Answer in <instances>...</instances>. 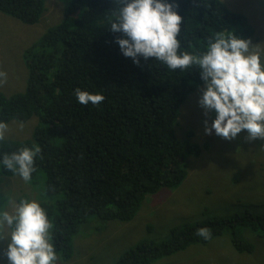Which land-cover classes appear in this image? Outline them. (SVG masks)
Returning a JSON list of instances; mask_svg holds the SVG:
<instances>
[{"label": "trees", "instance_id": "1", "mask_svg": "<svg viewBox=\"0 0 264 264\" xmlns=\"http://www.w3.org/2000/svg\"><path fill=\"white\" fill-rule=\"evenodd\" d=\"M55 1L63 15L29 49L25 91L0 93V122L34 117L39 123L32 141H0V179L21 178L4 167L5 153L41 148L30 184L36 187L42 178L41 206L53 221L52 243L69 261L74 237L90 217L132 222L148 196L186 180L188 159L201 157L203 148L181 141L176 129L181 108L204 81L196 67L173 71L153 58L141 57L138 66L125 57L116 40L126 37L110 31L121 7L118 0ZM48 2L0 0V13L35 26ZM168 2L178 5L183 18L181 52L207 51L217 33L245 40L254 35L248 19L221 0ZM77 88L105 99L99 106L82 105ZM200 228L210 230V240L195 235ZM248 234L264 240V208L187 225L161 243L142 242L118 264H155L225 235L239 254L253 255Z\"/></svg>", "mask_w": 264, "mask_h": 264}, {"label": "rangeland", "instance_id": "2", "mask_svg": "<svg viewBox=\"0 0 264 264\" xmlns=\"http://www.w3.org/2000/svg\"><path fill=\"white\" fill-rule=\"evenodd\" d=\"M221 1L229 10L248 19L254 35L246 40L253 45L250 51L260 54L264 63V0ZM47 8L35 26H27L0 13V71L7 73V83L0 87L1 94L13 96L25 91V80L29 78L25 59L29 49L54 25V20L58 21L63 15L60 12L63 6L55 0H50ZM204 87L181 108L176 129L181 141L203 148L201 157L188 159L186 180L176 189L163 188L148 196L132 222H104L90 217L74 237L72 259L67 261L57 252V264H118L123 255L142 242L161 243L172 231L187 225L250 208H264V140L248 141L247 131L231 141L217 136L214 131L207 135L204 121L207 119L211 126L216 114L213 111L206 117L199 105ZM38 124L34 117L24 122H11L6 140L32 141ZM206 146L209 149H204ZM39 180L43 182L42 178ZM41 182L33 187L22 178H1L0 209L13 212L14 205L25 195L27 200L42 205L45 199H41ZM52 230L53 227L51 233ZM10 234L11 229H7L8 239ZM248 239L255 247L253 255L239 254L230 237L225 235L209 245L191 246L155 264H264V240L254 234H248ZM7 243L0 241V264H8Z\"/></svg>", "mask_w": 264, "mask_h": 264}, {"label": "clouds", "instance_id": "3", "mask_svg": "<svg viewBox=\"0 0 264 264\" xmlns=\"http://www.w3.org/2000/svg\"><path fill=\"white\" fill-rule=\"evenodd\" d=\"M121 7L111 22V32L118 38L122 54L139 66L140 58H153L170 70L188 71L196 67L204 81L199 105L204 115L215 112L211 126L205 123V133L231 141L247 131L248 141L264 140V63L260 54L250 51V40L236 35L217 33L208 42L207 51L193 55L181 52L183 18L178 5L168 0H118ZM7 83V73L0 71V87ZM75 97L82 105L99 106L103 95L91 94L79 88ZM23 127V125H21ZM8 124L0 122V141L6 139ZM41 148H22L5 153L4 167L18 174L26 183L36 171L35 161ZM53 225L46 210L35 200L22 199L14 211L0 209V241H7L5 255L8 264H57L59 259L50 230ZM11 229L10 239L6 232ZM196 236L211 239L208 228H200Z\"/></svg>", "mask_w": 264, "mask_h": 264}, {"label": "bare ground", "instance_id": "4", "mask_svg": "<svg viewBox=\"0 0 264 264\" xmlns=\"http://www.w3.org/2000/svg\"><path fill=\"white\" fill-rule=\"evenodd\" d=\"M194 3V2H193ZM192 12V11H191ZM192 22V21H191ZM242 38V37H241ZM158 246V245H157ZM156 247V246H155Z\"/></svg>", "mask_w": 264, "mask_h": 264}]
</instances>
